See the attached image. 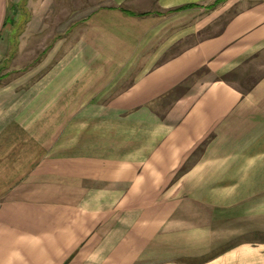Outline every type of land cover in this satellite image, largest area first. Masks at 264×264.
Listing matches in <instances>:
<instances>
[{
	"label": "crops",
	"instance_id": "1",
	"mask_svg": "<svg viewBox=\"0 0 264 264\" xmlns=\"http://www.w3.org/2000/svg\"><path fill=\"white\" fill-rule=\"evenodd\" d=\"M216 2L103 0L0 90V264H264V0Z\"/></svg>",
	"mask_w": 264,
	"mask_h": 264
},
{
	"label": "rangeland",
	"instance_id": "2",
	"mask_svg": "<svg viewBox=\"0 0 264 264\" xmlns=\"http://www.w3.org/2000/svg\"><path fill=\"white\" fill-rule=\"evenodd\" d=\"M45 1L9 0L6 27L0 36V90L28 92L48 77L51 66L77 43L82 20L103 2ZM237 10L233 7L211 30L202 33L200 39L217 33Z\"/></svg>",
	"mask_w": 264,
	"mask_h": 264
},
{
	"label": "trees",
	"instance_id": "3",
	"mask_svg": "<svg viewBox=\"0 0 264 264\" xmlns=\"http://www.w3.org/2000/svg\"><path fill=\"white\" fill-rule=\"evenodd\" d=\"M219 2V0H217V3Z\"/></svg>",
	"mask_w": 264,
	"mask_h": 264
}]
</instances>
